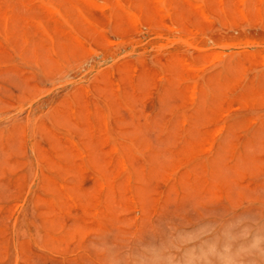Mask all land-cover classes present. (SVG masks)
I'll return each instance as SVG.
<instances>
[{
	"label": "rangeland",
	"instance_id": "rangeland-1",
	"mask_svg": "<svg viewBox=\"0 0 264 264\" xmlns=\"http://www.w3.org/2000/svg\"><path fill=\"white\" fill-rule=\"evenodd\" d=\"M242 1L0 0V264H264Z\"/></svg>",
	"mask_w": 264,
	"mask_h": 264
},
{
	"label": "bare ground",
	"instance_id": "bare-ground-1",
	"mask_svg": "<svg viewBox=\"0 0 264 264\" xmlns=\"http://www.w3.org/2000/svg\"><path fill=\"white\" fill-rule=\"evenodd\" d=\"M50 1V0H49ZM160 1V0H159ZM234 1H236V0H234ZM262 1V0H261ZM264 1V0H263ZM150 2V1H149ZM243 1L241 0V2L240 3H242ZM120 4H122L121 2H119ZM256 3H257V1H256ZM154 4V3H153ZM160 4H161V2H160ZM242 4H244V2L242 3ZM241 4V5H242ZM238 5V4H237ZM263 5V4H262ZM109 6V5H108ZM129 6V5H128ZM261 6V5H260ZM120 7H121V5H120ZM241 8H242V6H241ZM244 8V7H243ZM58 9V8H57ZM51 10H52V8H51ZM54 10V9H53ZM81 10V9H80ZM241 10V9H240ZM244 10H246V9H244ZM261 10V9H260ZM56 11V10H55ZM58 11H59V9H58ZM57 11V12H58ZM133 11V10H132ZM243 11V10H242ZM50 12V11H49ZM61 11H59V13H60ZM165 13H167V12H165ZM170 13V12H169ZM243 13V12H242ZM247 13V12H246ZM61 15H62V12L60 13ZM84 14V13H83ZM135 14V13H134ZM244 14H245V11H244ZM56 15V14H55ZM53 16V15H52ZM58 16H60V15H58ZM138 16V15H137ZM246 16V15H245ZM247 16H248V14H247ZM85 17V16H84ZM210 17V16H209ZM249 17V16H248ZM139 18V17H138ZM246 18V17H245ZM208 19H211V18H208ZM128 20V19H127ZM132 20V19H131ZM171 20V19H170ZM40 21V20H39ZM90 21H92V20H90ZM139 21V20H138ZM250 21V20H249ZM247 23H249V22H247ZM177 28H179V27H177ZM181 28V27H180ZM180 28H179V30H180ZM174 29V28H173ZM169 35V34H168ZM155 36V35H154ZM179 36V35H178ZM78 37V36H77ZM164 37V36H163ZM174 38V37H173ZM111 40V39H110ZM143 40V39H142ZM80 41V40H79ZM181 41V40H180ZM243 41V40H242ZM242 41H240V42H242ZM113 42V41H112ZM117 42V41H116ZM116 42H115V45H116ZM139 42V41H138ZM145 42V41H144ZM173 42V41H172ZM251 42H254V39H253V41H251ZM185 43V42H184ZM190 43V42H189ZM188 43V44H189ZM169 45V44H168ZM223 45H225V44H223ZM251 45V44H250ZM254 45H256V43L254 44ZM259 45V44H258ZM135 46V45H134ZM152 46V45H151ZM215 46V45H214ZM132 47V46H131ZM227 47V46H226ZM54 48V47H53ZM88 48H89V45H88ZM91 48V47H90ZM153 48V47H152ZM160 48V47H159ZM164 48V47H163ZM248 48V47H247ZM99 53V52H98ZM185 60V59H184ZM186 61V60H185ZM186 62H188V61H186ZM189 64V63H188ZM192 64V63H191ZM190 65V64H189ZM204 65V64H203ZM197 67V66H196ZM187 71V70H186ZM194 83V82H193ZM194 85V84H193ZM192 87H195V85L194 86H192ZM195 89V88H194ZM191 90V89H190ZM193 90V89H192ZM191 90V92L192 93H194L193 91ZM87 91V90H86ZM195 94V93H194ZM193 95V94H192ZM192 95L190 96L191 98H194V97H192ZM193 96H195V95H193ZM192 101H193V99H192ZM195 101H196V99H195ZM258 107V106H257ZM238 109V108H237ZM75 110V109H74ZM245 110V109H244ZM75 114V113H74ZM77 118V117H76ZM93 118V117H92ZM76 120H78V119H76ZM187 120V119H186ZM95 126V125H94ZM105 127H107V126H105ZM237 127V126H236ZM95 128V127H94ZM184 128V127H183ZM221 128V127H220ZM104 142V141H103ZM115 147H116V145H115ZM177 172V171H176ZM177 174V173H176ZM175 178H176V176H175ZM132 195V194H131ZM69 197H72V196H69ZM134 200V199H133ZM74 204H75V201H74ZM96 212V211H95Z\"/></svg>",
	"mask_w": 264,
	"mask_h": 264
}]
</instances>
